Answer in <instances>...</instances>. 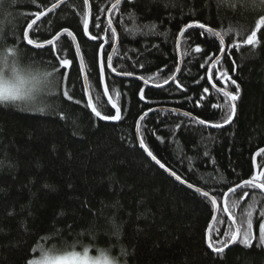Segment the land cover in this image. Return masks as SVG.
<instances>
[{
	"label": "trees",
	"instance_id": "16d2710c",
	"mask_svg": "<svg viewBox=\"0 0 264 264\" xmlns=\"http://www.w3.org/2000/svg\"><path fill=\"white\" fill-rule=\"evenodd\" d=\"M56 2L0 0V52L19 44L25 63L34 59L37 70L51 71V65L56 64L53 54L34 51L21 41L26 21L34 18L28 14ZM90 3L93 21H98L100 28L90 23L89 30L102 40L111 27L108 12L115 0ZM83 11H87L83 0H67L39 22L38 31L54 35L68 27L75 33L93 103L102 114L113 115L115 111L102 91L103 79L98 73L101 41L90 40L77 27L82 23ZM260 15H264V0L122 3L111 15L119 33L113 56L117 72L105 70L109 93L121 107L120 121L99 120L85 107L87 90L74 42L61 37L56 52L59 58L73 63L65 68L56 65L59 74L55 79L59 83L61 75L66 76L62 87L73 94V101L52 88L40 106L33 108H44V112L0 105V264H26L33 249L38 256L39 248L61 250L72 244L78 245L76 250H82L81 245L104 249L127 264H264V247L257 241L251 247L236 244L222 258L207 248V230L215 209L210 211L207 201L151 160L137 136L139 116L148 108L155 109L141 123V136L149 151L181 179L217 194L222 202L219 192L227 191L224 185L234 186L258 171L254 156L264 148V35L258 34L259 46L238 50L232 47L235 38L226 37L230 41L229 55L221 57L219 70H227L237 80L240 98L234 121L222 129L196 124L183 115L191 112L213 123L222 122L225 115L221 110L196 106L201 95L205 97L202 104L206 105L209 96L213 97L212 103L223 104L222 96L216 94L207 79L209 65L200 67L207 58L194 51V45L202 43L195 38L196 33L181 40L183 64L177 80L183 88L176 83L156 88L135 78L118 76L132 72L133 76H144L152 85L163 84L164 79L177 73L179 33L190 19L210 23L217 31L231 26L246 38ZM153 23L154 29L149 27ZM261 31L264 33V29ZM30 37L38 42L43 39L31 32ZM110 43L111 48L105 45L106 55L111 54L116 41ZM202 46L210 55H220L215 44ZM233 58L239 66L234 74ZM217 86L225 85L219 82ZM204 87H210L209 94H203ZM226 87L235 91L231 84ZM140 88L145 90V100L139 97ZM116 92L121 93L119 100ZM76 100L80 104L74 103ZM263 163L264 154L258 157L260 169ZM248 191L247 198H242L239 190L231 194L229 210L240 224L246 218L248 205L255 202V229L258 212L264 209V193L258 189ZM112 221L121 231L117 232ZM230 223L227 214L219 212L213 229L223 232Z\"/></svg>",
	"mask_w": 264,
	"mask_h": 264
},
{
	"label": "snow or ice",
	"instance_id": "6c2138e0",
	"mask_svg": "<svg viewBox=\"0 0 264 264\" xmlns=\"http://www.w3.org/2000/svg\"><path fill=\"white\" fill-rule=\"evenodd\" d=\"M63 0H57L56 3H52L50 7L46 8L43 11H35L28 15L33 16L30 22L26 21V27L23 32V41L25 42L26 47H32L34 51H48L53 54V59L56 61V64L51 65V71H40L36 68V62L34 59H30L29 62L25 63L21 51L19 49V44L14 47H8L4 52H0V105L16 106L22 111H40L44 112V108L33 109L31 106H22L25 102L34 99L38 94H41L45 91H48L52 88L59 89V94L61 97L66 98L68 101H73V94H70L66 87H62L63 81L66 79L65 75H61L60 82L58 83L55 79L58 73L56 65H59L61 68L72 65L73 61L67 58H59L60 53L56 52V47L60 43V38L62 36L66 38H71L75 41V33L68 27H64L62 31L56 32L54 35H50L45 31H38L40 29L42 18L45 17L48 13L53 12L60 6ZM136 0H115V3L111 5V10L118 11L122 3H135ZM89 0H83V5L87 6ZM191 15V14H189ZM82 23L78 24L77 27L80 29L81 34L87 36L92 41L101 42L98 44V73L100 79H105V70L109 69L112 73H116L117 69L113 66V56L105 54V45L107 44L109 48L112 47L110 41H116L119 39L117 28L113 25V19L111 16L108 18V25L112 26L109 30L105 31L104 37L93 35L90 32V23L95 28H100L98 21H93L91 13L89 11H83L80 17ZM150 28L154 29L156 25L153 23L149 25ZM264 29V15H260L257 22L254 25V29L250 31V34L246 35V38L242 37L240 30L229 26L226 31H217L211 27L210 23H204L194 18L190 19V22L183 24V27L180 30L181 36H187L188 38L193 37V33H196V39L202 41V43H197L194 45V51L197 54H203L207 59L205 64H201L200 67L204 68L206 64L209 65L207 69V79L211 82L210 87L215 89V92L218 96H222L223 104L216 102L212 103L213 97L209 96L206 105L202 104V101L205 100L204 95H201L200 99L196 101L197 107L208 106L215 110H221L224 112V118L222 122L213 123L210 120L201 119L199 117L193 116L191 112H184L185 117H190L192 121L196 124L203 125L205 127L222 129L225 125H230L236 117L237 106L236 102L240 98V85L237 83L236 79L232 78V74H229L227 70H219L221 65V55H229L227 45L230 43L229 40H226V37L235 38V43L232 44V47L239 49L241 47L248 46H259L260 38L258 34L264 35L262 33ZM104 31L103 29H101ZM31 31L32 36L43 37L42 42H38L37 39L31 38L29 32ZM209 36L211 38H209ZM242 41V43H241ZM215 44L217 53L220 55H210L208 51L202 45ZM115 51V49H114ZM81 53V46L79 43L75 44L74 54L79 55ZM232 72L233 74L237 71L239 67L235 63V59H232ZM84 66V57L80 56L78 67L82 68ZM141 68L144 67L143 64L140 65ZM160 71H163L161 69ZM177 73L180 72V68L177 67L175 70ZM216 75V80L213 81V75ZM122 76L131 77L133 76L132 72H121L119 73ZM158 75V74H157ZM87 80V76L84 77ZM139 80L148 83L144 76H139ZM152 79V77H149ZM204 79V77H201ZM169 81L176 83L180 88H183V85L179 84V81L176 78V75H171L168 78L163 80V84H156V88H162L163 85H167ZM99 82V81H98ZM199 82V81H198ZM223 82V85L218 87L217 84ZM231 84L235 87V91L227 89V85ZM210 87L203 88V94H209ZM103 93L106 96L107 101L111 102V108L114 109L115 114L113 115H104L100 110H98L97 105L93 103V96L89 93L87 94V99L85 102V107L90 109V112L94 114L96 118L102 121H120L122 119L121 107L120 105L113 100L109 93V87L107 83L103 84L102 88ZM139 97L141 100H145V90L144 88L139 89ZM121 98V93L116 92V100ZM76 104H80L79 100L74 101ZM156 111L153 108H148L147 111H144L137 121V128L140 127V122L144 121L149 113ZM175 111V110H174ZM63 116V113H61ZM177 128L180 127L179 124L176 125ZM139 145L146 151L147 156L151 158L161 169H164L176 181H180L182 184H186L189 189H194V194L202 198L204 201L208 202L210 211L214 208L216 211L226 213L230 218L231 223L227 226V229L223 232L219 228L213 229L211 225L209 226L208 233L206 235V246L207 248L217 257L222 258L226 249L230 245H242L246 247H251L254 241L258 242L259 246L264 247V209L259 210L258 216L259 219L256 220V227L254 229L253 214L257 209L255 202L248 205V211L246 218L242 223H236V217L229 210V194H237L238 190L242 193V198H247L249 196L248 190H264V170H258L255 174L250 175L248 179H241L239 182H235L234 186L224 185L227 188V191H220L219 196L222 198L218 200L217 194H210V191H204L200 187H194L193 184L188 183L187 180H181V176L177 175L175 171L167 168L164 163L153 154L152 151L148 150V145L145 143L143 136L139 138ZM264 154V148H259L256 153V156H261ZM205 156H209L208 152L204 153ZM213 220H216V217L213 216ZM117 232L121 231L120 226L115 225V221H112ZM222 223V221H218ZM258 230V235H257ZM215 236V239H213ZM78 245L72 244L68 245L64 249L54 250L47 247H42L38 249L39 255L37 256V250L33 249L30 252V257L27 259L26 264H119L117 259H114L111 255L108 254L104 249H93L91 246H79L82 250H76ZM113 251H121L123 255H128V253L123 252L120 249H112ZM92 251H97L98 255L90 254ZM124 264H127V261H124Z\"/></svg>",
	"mask_w": 264,
	"mask_h": 264
},
{
	"label": "water",
	"instance_id": "95a60500",
	"mask_svg": "<svg viewBox=\"0 0 264 264\" xmlns=\"http://www.w3.org/2000/svg\"><path fill=\"white\" fill-rule=\"evenodd\" d=\"M67 0H63V2L62 3H60V6L61 5H63L65 2H66ZM87 11H89L90 13H91V16H92V8H91V3H90V0H89V4L87 5ZM112 12H113V10H111V8H110V10H109V12H108V18H109V16H111L112 15ZM50 13H48L47 15H49ZM46 15V16H47ZM45 16V17H46ZM44 18V17H43ZM42 18V19H43ZM112 26H114V24L112 25ZM111 26V27H112ZM31 32V31H30ZM30 32H29V35H30ZM118 35H119V33H118ZM63 37V36H62ZM182 37L183 36H179V38H178V44H177V50H178V53H179V58H180V65H179V68H180V72H181V69H182V64H183V62H182V54H181V40H182ZM74 42V45L76 44V43H79L78 42V40L76 39L75 41H73ZM118 45H119V39L118 40H116V43H115V46H114V48H113V50H112V52H111V54L110 55H112V56H114V54H115V52H116V50H117V48H118ZM114 49H115V51H114ZM78 56V59L80 58V56H83V54H82V51H81V53L79 54V55H77ZM221 57H223L222 55H221ZM82 72H83V78L85 77V76H87V80H85L84 79V83H85V87H86V90H87V94H91L92 95V93H91V88H90V85H89V80H88V75H87V71H86V66H85V62H84V66L82 67ZM180 72L179 73H176L175 75H176V78H178L179 77V74H180ZM118 76H122V75H120V74H118ZM122 77H126V76H122ZM131 78H135V79H137V80H139L138 79V77L137 76H131ZM141 81V80H140ZM142 82H144V81H142ZM104 83H107L106 82V77H105V79H103V84ZM145 83V82H144ZM173 82L172 81H169V83L167 84V85H163V87H166V86H168V85H170V84H172ZM146 85H149V86H152V87H155V85H152V84H150L149 82L148 83H145ZM162 87V88H163ZM108 95H110V93H108ZM237 106V105H236ZM238 109V108H237ZM150 114V113H149ZM236 115H237V112H236ZM235 119V118H234ZM234 121V120H233ZM141 123H142V121L140 122V127L139 128H137V136H138V140H139V138L141 137ZM232 123V122H231ZM227 126H229V125H225L224 127H227ZM142 148V147H141ZM143 149V148H142ZM144 150V149H143ZM149 150V149H148ZM145 151V150H144ZM146 152V151H145ZM257 153V152H256ZM258 157L259 156H256V154H255V156H254V162H255V166H256V169H258V164H257V161H258ZM168 173V172H167ZM174 178V177H173ZM175 179V178H174ZM181 180H183V179H181ZM178 182H180V181H178ZM181 183V182H180ZM182 184V183H181ZM184 186H186L187 187V185L186 184H183ZM194 187H197V186H194ZM192 190H194V189H192ZM203 190V189H202ZM205 191V190H204ZM263 191V193H264V190H262ZM231 195V193L229 194V196ZM218 215H219V211H216L215 210V213H214V216L216 217V219H217V217H218ZM215 222H216V220H213L212 219V221H211V223H210V225H211V227L213 228V226H214V224H215ZM209 225V226H210ZM208 230H209V227H208ZM208 230H207V233H208ZM234 245H230L229 246V248L228 249H230L231 247H233ZM228 249H226L225 251H227Z\"/></svg>",
	"mask_w": 264,
	"mask_h": 264
},
{
	"label": "rangeland",
	"instance_id": "374dc122",
	"mask_svg": "<svg viewBox=\"0 0 264 264\" xmlns=\"http://www.w3.org/2000/svg\"><path fill=\"white\" fill-rule=\"evenodd\" d=\"M48 93H49V90L48 91H45V92H43L41 94H38L34 99H32L30 101H27L25 103L27 104V106H31L32 108H35L37 106L39 107L40 104H41L42 99ZM90 254H92V255H98V253H93V252H91ZM119 264H124V262H119Z\"/></svg>",
	"mask_w": 264,
	"mask_h": 264
},
{
	"label": "flooded vegetation",
	"instance_id": "af4514ba",
	"mask_svg": "<svg viewBox=\"0 0 264 264\" xmlns=\"http://www.w3.org/2000/svg\"><path fill=\"white\" fill-rule=\"evenodd\" d=\"M261 167H262L261 169H260V167H258L257 170H264V163H263V165Z\"/></svg>",
	"mask_w": 264,
	"mask_h": 264
}]
</instances>
